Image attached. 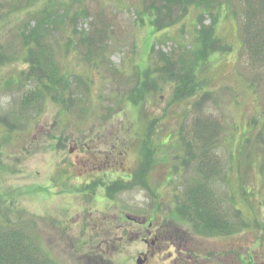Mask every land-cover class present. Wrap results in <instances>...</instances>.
I'll use <instances>...</instances> for the list:
<instances>
[{
	"label": "rangeland",
	"instance_id": "obj_1",
	"mask_svg": "<svg viewBox=\"0 0 264 264\" xmlns=\"http://www.w3.org/2000/svg\"><path fill=\"white\" fill-rule=\"evenodd\" d=\"M263 16L264 0H0V230L55 264H137L149 223L193 238L182 264H264ZM210 165L226 234L179 212ZM169 251L143 264H181Z\"/></svg>",
	"mask_w": 264,
	"mask_h": 264
},
{
	"label": "trees",
	"instance_id": "obj_2",
	"mask_svg": "<svg viewBox=\"0 0 264 264\" xmlns=\"http://www.w3.org/2000/svg\"><path fill=\"white\" fill-rule=\"evenodd\" d=\"M261 47L264 49V42H261ZM37 58L42 59V56L37 55ZM46 59L47 57L42 59L44 60L43 67L51 80L50 84H46V88L54 89V85L59 84L60 77L57 76L55 67H49V61L46 65ZM23 103L27 104L29 101ZM3 125L6 127V124ZM203 135L209 134L203 133ZM204 169L203 166H199L195 170L197 175L195 180H192L184 190L183 204L179 208V212L191 211L198 218L200 226L206 231L226 234L230 230V225L222 216L223 209L219 206L220 203H216L215 195L207 186L208 179L214 173L213 166L210 165L209 169ZM201 175L203 178L199 180L198 177ZM38 248L27 234L18 229L0 230V264H55L47 254L42 253Z\"/></svg>",
	"mask_w": 264,
	"mask_h": 264
},
{
	"label": "flooded vegetation",
	"instance_id": "obj_3",
	"mask_svg": "<svg viewBox=\"0 0 264 264\" xmlns=\"http://www.w3.org/2000/svg\"><path fill=\"white\" fill-rule=\"evenodd\" d=\"M85 146V143L82 142V147ZM85 150V147H84ZM107 165V164H106ZM106 165H104L106 167ZM110 168L112 164H108ZM100 170H102V166H100ZM84 175V171L81 173ZM163 187L165 188V185H162L161 188L158 191L157 194V201L159 202V205L161 203H163L165 201L166 198V193L165 190L163 189ZM153 213H158L156 210L152 211ZM112 219L114 221V225L112 227H109L108 232H112L114 230H123V228L120 226H118L116 220H117V215L112 214ZM110 216V217H111ZM126 218L132 222V224L136 223L139 225L144 226L145 224H147V220L149 219V217H145V216H137V215H126ZM149 223V222H148ZM152 223L148 224V228H146V235L142 236V241L149 247L148 249L146 248L145 251L140 252L139 255H142V257H144L146 259V261H148L150 259V257L154 256L155 252L157 250H160L165 243L168 244L169 248L173 247V252L169 251L170 255H173V261L174 263H176L177 261H186L187 263L190 261H192L193 263V238H191L190 240V246H188L187 241L184 242H180L174 239L168 240L166 239L167 236L164 235L163 233V228L159 227V228H155L152 229ZM165 232V231H164ZM135 235L138 234H143V231H139V232H134ZM182 264V262H181Z\"/></svg>",
	"mask_w": 264,
	"mask_h": 264
},
{
	"label": "water",
	"instance_id": "obj_4",
	"mask_svg": "<svg viewBox=\"0 0 264 264\" xmlns=\"http://www.w3.org/2000/svg\"><path fill=\"white\" fill-rule=\"evenodd\" d=\"M143 262H144L143 259H138V260H137V264H142Z\"/></svg>",
	"mask_w": 264,
	"mask_h": 264
}]
</instances>
